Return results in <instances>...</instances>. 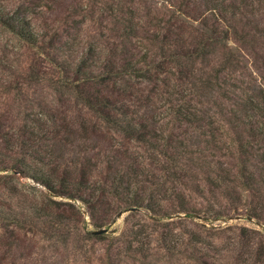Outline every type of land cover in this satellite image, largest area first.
I'll return each instance as SVG.
<instances>
[{"label": "rangeland", "instance_id": "1", "mask_svg": "<svg viewBox=\"0 0 264 264\" xmlns=\"http://www.w3.org/2000/svg\"><path fill=\"white\" fill-rule=\"evenodd\" d=\"M0 5L39 35L26 42L0 26V264H264V137L251 138L244 161L254 189L226 150L198 154L229 144L239 105L264 98V0ZM202 42L179 80L164 56ZM139 58L143 77L122 94L110 74ZM103 98L117 106L111 122L93 103ZM180 106L201 121L177 118ZM218 161L229 173L222 190L209 183ZM257 199L261 214L249 219Z\"/></svg>", "mask_w": 264, "mask_h": 264}, {"label": "trees", "instance_id": "2", "mask_svg": "<svg viewBox=\"0 0 264 264\" xmlns=\"http://www.w3.org/2000/svg\"><path fill=\"white\" fill-rule=\"evenodd\" d=\"M30 23L31 22H30L29 18H27L25 15H23V13H21V12H14L13 14L6 13L4 11V7L0 5V26L5 31H8L12 35H14L17 39L23 40L26 42H29V41L34 42L36 40L35 37H39L38 33L32 31ZM210 40L214 41V38L212 37V38H209L205 41L208 42ZM207 45H208L207 43L202 42L200 44V46H198V45L195 46V47H197L196 49L184 52L183 54H181V53L167 54L166 56H164V62L166 64H174V65H177L179 67V71H178L179 80H182V79L189 80V78L191 76L190 74L192 72V69H190L189 71L186 70V72H188V74L183 75V69L185 71L186 67L183 66V64H181V60L183 58H186V60H187V59H191L193 57L203 56L205 54V51H206L205 47ZM112 53H114V52L112 51ZM140 60L141 61L136 60L132 63H127L124 66H122L120 69H117L116 71H114L113 73H111L112 71H109L106 68L103 73L109 75V72H110L111 73L110 75L115 76L114 78L119 80L121 83L120 84L121 85V93L122 94L127 93L129 96V95H131V89H133V87H132V84H129L128 82L133 77H136V76L138 77L141 75L143 77V73H140V72H142V69H140V65H141L140 62H142L143 60L142 59H140ZM232 62H233L232 59H229V61H225L222 64V68L225 67L226 64H228L230 67H233ZM83 65H85V64H80L79 65L80 67H77V73L82 72ZM220 72L221 71H219L218 74ZM233 72H235V71L233 70ZM216 73H217V71H216ZM212 88H214V87L210 85L209 89H212ZM234 88H236V87H234ZM93 103L97 106L96 110L100 114H102L103 119H105L107 122H111V119H110L111 113L114 112V110H116L115 107H117L115 105L114 101H112L110 98H103L102 100L95 99ZM235 105H239V104L236 103ZM121 109H127V108L125 105H122L120 107V110ZM236 110L237 111L234 112L235 117L232 119H229V120H231L229 122L230 133H232V136H233V138L231 137L229 139V141H228L229 144H227V145L225 144V147L222 148V147H219L218 145H216L215 141L214 142L209 141L212 149L209 148L208 146H203V149L199 150L198 154H200L201 156H204L205 155L204 153L207 152L206 157L208 158V157H213V154H215L216 150H218V151L219 150H226L227 152H229V155H233L236 157V159L241 160V166L237 167V175L236 176L238 178L244 179L245 189L246 190L248 188L254 189L255 181L252 178L251 174L249 175V171L245 168V162L244 161L248 160L249 156H252V154L250 155V151L248 150V149H252V147L250 146V142H252L251 138H252V140H255L258 137L259 138L264 137V126L260 125V127L258 128V118L262 119V121H261L262 123L259 122V124H264V98L259 97V99H258V96H256V98L250 97L247 100L246 104H243V105L241 104V106L239 105V107ZM241 110L244 111L243 117L245 116V118L247 120L246 122H244V119H242L243 117L239 119L236 115L237 112L239 113V111H241ZM172 112L177 118L182 119V121L186 122V123L187 122L188 123L194 122V124H195V123H198L201 121V111L200 110H198L197 115H195V113H193L194 109H192L190 112L189 111L184 112L183 106H180L176 109H173ZM247 112H249V114H247ZM121 113H123V111H121ZM36 120L41 121L42 117H40ZM240 125L246 126V129H245L246 135H245V133H243L242 135L238 133L237 128L240 129V127H239ZM129 126H131V125L128 124V127ZM134 127H130V128H134ZM139 127H143V124H141ZM133 130H135V129H133ZM233 143H235L234 146H233ZM183 153H185V152H183ZM185 154H187V153H185ZM225 154L227 155L228 153H225ZM258 157L260 158L261 162L264 163V152L259 153ZM219 162L220 161L217 162V166H220L219 167L220 171L216 172L217 175H219V179L218 180L212 179V181H210L209 183L212 185L213 188L218 189V190H222V189H225L224 186H226L227 185L226 183L229 182V173H226L224 170H222V168H223L222 164ZM207 165H209V164H207ZM33 179L37 182H40L42 185L46 186L50 190L53 188V187H50L48 182H45L42 178H40L38 176L34 177ZM251 184H252V187H251ZM132 206L140 207V206H142V203H140L139 201H135V205H132ZM147 206L148 205H146V208L148 210H152V211L157 207L156 204H152L149 207H147ZM258 206H260V207H258ZM262 208H263V204L262 203L258 204V199H257V203H255V205L251 209L246 210V213H245L246 217L249 219L259 218L261 211H262ZM216 216L217 217L215 219L220 217L219 215H216Z\"/></svg>", "mask_w": 264, "mask_h": 264}, {"label": "water", "instance_id": "3", "mask_svg": "<svg viewBox=\"0 0 264 264\" xmlns=\"http://www.w3.org/2000/svg\"><path fill=\"white\" fill-rule=\"evenodd\" d=\"M102 232H105V230H103V231H98L97 233H102Z\"/></svg>", "mask_w": 264, "mask_h": 264}]
</instances>
